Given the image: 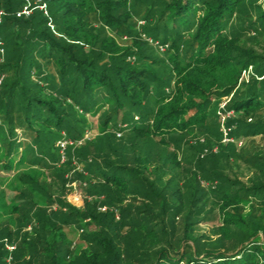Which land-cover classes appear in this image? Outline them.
<instances>
[{
	"label": "trees",
	"instance_id": "1",
	"mask_svg": "<svg viewBox=\"0 0 264 264\" xmlns=\"http://www.w3.org/2000/svg\"><path fill=\"white\" fill-rule=\"evenodd\" d=\"M144 1L0 0V171L31 172L4 204L0 187V264H264V242H251L264 239V155L237 153L222 135L264 139V79L238 86L249 66L264 75V55L244 42L264 41V0H169L141 11ZM26 5L31 14L18 17ZM140 12L147 26L137 32ZM141 35L168 57L153 56ZM88 115L103 135L76 149ZM64 138L72 144L61 163ZM232 159L252 173L249 184L222 174ZM71 173L91 200L83 210L64 199ZM199 193L228 215L226 227L244 229L234 249L200 250ZM179 217L176 239L166 226ZM85 221L94 230L75 250L66 230Z\"/></svg>",
	"mask_w": 264,
	"mask_h": 264
},
{
	"label": "rangeland",
	"instance_id": "2",
	"mask_svg": "<svg viewBox=\"0 0 264 264\" xmlns=\"http://www.w3.org/2000/svg\"><path fill=\"white\" fill-rule=\"evenodd\" d=\"M168 1L169 0H145L144 1L145 3L141 4L143 6L141 8V11H143L145 8L146 9L156 8L162 2H168ZM143 16H144V12L142 13L140 12V15L136 19L135 30L137 32H142L143 29L147 26L146 22H144L143 20ZM107 35L113 40H115L116 43L121 47L130 46L132 44L129 36L127 35H125L123 38H119L110 31H108ZM141 37L143 40H145L148 43V46L151 49L150 53H152L153 56L158 57L160 59H166L168 57V48H165L164 51L162 52L160 51V46L157 45L158 42H154L153 39L145 35H141ZM244 42H246L247 44L246 45L247 49L252 50L254 54L258 56L264 55V41L262 39L258 40L255 35H252L250 37H247ZM1 55L3 56L5 55V53H2ZM0 64H2L1 61H0ZM253 78L256 80H263L264 75L261 77L259 74H256L254 67L249 66L248 68H246L245 70L241 72L238 86L242 88L244 85L249 84ZM3 80H4V77L0 73V86ZM232 98H233V95H231L228 98H222L219 103L218 110L219 111L227 110L228 106L231 103ZM228 116H230L231 118H235L233 112H230ZM86 117H87V120L90 122L91 127L85 132L84 140L75 144L76 149H80V147H82V145L84 144L85 140H94L100 137L101 135H103L101 134V128H100V123L98 121V116L88 115ZM225 120H226L225 116L221 115V123L223 124V128L225 125L224 124ZM222 135H224L223 144L232 143L233 149L237 153L242 154V151L248 148L250 149L251 152H253L254 150H258L259 154L264 155V139L262 138L254 139L255 143L251 145L250 143L252 141H247L242 138L240 140L229 139L228 137L229 131L227 129L222 130ZM117 138L120 139V136H117ZM199 138H201L200 135H196V136L194 135V136H191L187 142H183L185 149L182 150V154H183L182 156H186L187 154L189 156V152L186 153V148H188V146L190 145H193ZM62 141H66V139L64 138ZM68 143H69L68 146L72 144V142L70 141ZM183 144H181V146ZM216 151L217 149L214 150V152ZM74 152L75 150H73V153ZM225 153L232 156V153L229 150L228 146L225 149ZM66 156H67V150H66ZM219 165L220 167L222 166L221 168H224V171L223 172L221 171V172L222 174L224 173V176L226 177L228 176L231 179L238 178L244 184H249L250 181L252 180V173L241 162L239 163L235 161L234 159H232L230 163L223 164L220 162ZM78 169L80 170V168ZM26 173L27 174L31 173L29 172V168L27 165L25 166L22 165L21 167L15 166L8 172L0 171V187L8 195V198L2 200L1 204L6 203L7 200L9 201L12 200L11 198H12L13 193L15 192L16 187L17 188L24 187L22 183L20 182L19 177L22 174H26ZM66 177L67 178L65 179L67 181V184L65 187L66 191L64 192V195H65L64 199L72 207L83 210L87 203H91L90 198H88V196L85 193V190H86L85 185H83L82 183H80V181L77 180L74 173H71L67 175ZM201 188L204 191H206V193L209 191L207 184H205L204 182L201 183ZM200 196H201L200 193L196 195L197 203L195 204V206H193V210H195V212H197L198 210H203L202 215L198 217L199 222L196 223V225L193 227V230L196 236H201V240L199 243L200 250H210V248L214 246V244L216 243L217 244L220 243L221 245H223L224 250L234 249L236 247L237 240H238L237 233L240 234L239 236H242L241 233L244 232V229H239L238 227L237 228L226 227V225L224 224V218L225 216H228V215H225L221 207L214 204V201H212L208 196H205L202 199H200ZM11 203L12 202H9V204ZM56 208L57 206L55 205L51 210L56 211ZM100 211L105 212L106 208H101ZM1 212L2 210H0V214ZM248 213H249V210L245 209L243 215L246 216ZM88 222L89 221H85L84 223H80V225L77 227H71L70 229L66 230V234L68 236L69 241L73 244L72 246L75 245V248H74L75 250L78 249L77 246L79 243H81L80 238L84 237L85 235H87V233L94 230V227L88 226ZM182 226H183V220L181 217H179L178 219L175 220V225H173V227L170 228L169 225H167L166 227L168 229L167 231H170L172 230V228H174L175 238L179 239L181 238L182 233H183ZM29 230L30 228H28V231ZM251 242L262 245L264 242L263 236L259 234L256 238L252 239ZM12 249L13 248H11L10 250ZM183 250H184V247L181 249V252H183ZM10 262H11V259L8 260V264H11Z\"/></svg>",
	"mask_w": 264,
	"mask_h": 264
},
{
	"label": "built area",
	"instance_id": "3",
	"mask_svg": "<svg viewBox=\"0 0 264 264\" xmlns=\"http://www.w3.org/2000/svg\"><path fill=\"white\" fill-rule=\"evenodd\" d=\"M29 6L30 5H26L22 12L18 15V17L20 16H26L28 17L31 14V11L29 10ZM40 10H44L45 11V6H41L39 7ZM46 13V12H45ZM160 51H164V48H160ZM0 53H3V50H0ZM69 145V143L67 141H62L58 143V147L60 149V155H61V163H64L66 161V150H67V146ZM71 145V144H70Z\"/></svg>",
	"mask_w": 264,
	"mask_h": 264
}]
</instances>
